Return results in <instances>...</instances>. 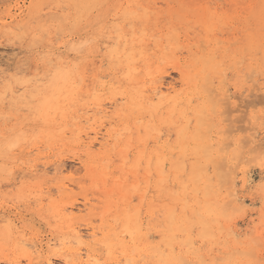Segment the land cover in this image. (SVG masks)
<instances>
[{"label":"rangeland","instance_id":"rangeland-1","mask_svg":"<svg viewBox=\"0 0 264 264\" xmlns=\"http://www.w3.org/2000/svg\"><path fill=\"white\" fill-rule=\"evenodd\" d=\"M89 1L86 2L88 9L86 6L81 9L80 4L75 6L74 2L66 0H0V149L2 153L8 152L0 156V235L5 236L2 231L9 229L16 240H13L15 245L0 237V241H3L0 242V264H65L66 261H70L69 264H264V0ZM206 20L217 22L205 30L203 26ZM17 24L19 29H14ZM123 33H126V40L131 41L136 37L134 43L138 48V59L133 67L136 66L134 70L137 69V72L134 74L139 80L134 87L140 86L138 90L146 92L145 95L150 94L148 96L151 98L155 94L153 88L160 85L163 93L170 91L171 96L182 100L171 120L167 119L169 113L164 111L167 106H162L163 110L161 108L157 113L153 109L160 96L156 95L152 100L142 95L144 99L141 98V102L149 99L147 103L142 102L143 105L146 103V112L142 110L137 113L131 99L124 94L128 88V92L134 93L133 84L122 73L127 68L110 60L117 37ZM141 48L148 54V59L141 55L139 57ZM210 52L213 55L211 64L208 63L212 56ZM58 66L71 69L73 73L76 66L80 68L82 72L77 71L81 74L76 71L73 75L76 85L83 82L85 86L79 83L78 86L84 88L77 86L81 89L80 95L75 97L77 100L74 98L68 102L70 105H65L64 110L69 114H66L64 132L61 138H54L53 141L44 137L41 120L31 118L32 108L20 105L17 99L27 94L30 98L40 97ZM141 86H144V91ZM148 89L151 91L147 92ZM17 94L21 96L16 98ZM187 95L194 96L191 100ZM97 98L100 100L97 101ZM187 99L191 100L190 104ZM38 101L36 104H39ZM217 101L221 108L216 106ZM98 106L103 110L107 108L106 113ZM149 112L155 116L152 117ZM27 114L30 118L26 117ZM184 118H190L189 124ZM145 121L161 132L158 135H154L157 132L151 133L147 144L138 140V136L146 132L144 127L141 128L146 125ZM135 123L139 126H136L137 131L132 128ZM96 129L100 134H95ZM178 131L181 133L178 134ZM12 134L18 137H12ZM8 135L16 141L12 149L5 145ZM3 141L6 142L3 144ZM181 143H187L183 147L185 151ZM207 144L210 149L212 147L209 150L213 158L210 151L205 149ZM86 149L91 150L87 152ZM125 149L129 152L127 150L126 153ZM138 149H147V152L160 149L169 158L165 163L167 173L170 171L165 173L168 175V186L166 183L162 190L158 188L159 174L155 170L144 197L132 191L134 188L130 182L133 184L135 181V174L126 171V177L124 172L125 166L131 165V161L133 163L137 157ZM123 151L127 154L126 158L120 156L124 154ZM210 160H214L213 163ZM180 162L184 169H179L182 165ZM215 163L218 165L213 166ZM107 164L109 168L106 169ZM141 165L138 167V181L145 185L146 164L143 162ZM200 165H205V169H199L200 177L199 171H193L197 173L194 174L197 175L195 181L199 180V185H195L190 177L194 179L192 170L198 166L200 168ZM94 168L98 171H94ZM124 176L129 179L128 183ZM116 177L124 181L121 182L122 189L131 192L128 209L142 205L139 209L145 236L139 237L137 242L128 233L121 232L122 220L117 216L125 205L118 203L122 202L118 200H122L123 191L115 188ZM99 179L104 183L105 179L108 181L101 185ZM185 183L188 187L182 189ZM204 185L208 188L206 191L202 188ZM190 187L198 189V193L193 190L195 195L191 193ZM171 188L178 191V195ZM207 191L211 192L210 195H206ZM181 193L188 198L187 204L193 201L191 205L195 209L186 207L187 204L182 206L180 199L176 200V197L182 196ZM86 198H89L88 206L85 205ZM172 206L177 209L175 212L174 208L171 210ZM209 206L218 216L205 217L203 210ZM55 207L60 208L57 212L73 210L67 214L71 218L61 216L62 220L61 214H54ZM196 208L200 211H196ZM179 216L182 218L178 220H185L189 226L188 232L194 238L192 243L185 241L186 235L187 239L189 235L186 230L172 229L177 226L173 222ZM204 222H209L206 226L210 227L208 230L203 228ZM88 224L97 230L95 237L86 234L91 231L87 230ZM107 225L111 231L115 228L112 232L119 235L113 240L115 246L111 252L105 244H101L109 231ZM170 226L171 233H176L175 239L174 236L168 239L172 236L168 232ZM76 227L85 233L82 241L89 244V251L84 245L82 247L83 252L92 254L89 260L86 255L80 259L70 251L81 244L71 230ZM182 227L184 230L185 226ZM200 231H207L209 235L204 237ZM119 241L124 242L121 245ZM184 241L190 242V245ZM166 243L171 245L168 247ZM164 253H168L169 257L163 256ZM61 255L65 257L60 258ZM68 256L77 257L78 260L76 258L73 259L76 263L72 262V259L66 258ZM174 256L179 259L184 257V260L177 258L173 261L171 257Z\"/></svg>","mask_w":264,"mask_h":264},{"label":"bare ground","instance_id":"bare-ground-1","mask_svg":"<svg viewBox=\"0 0 264 264\" xmlns=\"http://www.w3.org/2000/svg\"><path fill=\"white\" fill-rule=\"evenodd\" d=\"M66 1H68L69 3H75V6H77V4L79 5L80 4V7H81V9L82 8H84L85 6H86V8H87V6L88 5H86L87 3V1H89V0H66ZM94 1V0H93ZM93 1L91 2V4L93 3ZM132 1V0H131ZM90 2V1H89ZM88 2V3H89ZM85 3V4H84ZM90 4V3H89ZM90 4V5H91ZM123 5V4H122ZM75 6H74V8H75ZM125 6V5H124ZM79 7V6H78ZM88 9V8H87ZM123 9H125V7L123 8ZM21 10V9H20ZM115 10V9H114ZM121 12V11H120ZM81 14H82V12H81ZM111 14V13H110ZM213 14V13H212ZM61 16V15H60ZM60 16H56V18H58V17H60ZM215 16L216 15H214V18H215ZM63 17V16H62ZM66 17V16H65ZM68 17V16H67ZM79 17V16H78ZM85 17V16H84ZM212 17H213V15H212ZM16 18V17H15ZM14 18V19H15ZM54 18V17H53ZM118 18V17H117ZM55 19V18H54ZM78 19V18H77ZM76 19V20H77ZM211 19V18H210ZM209 19V20H210ZM79 20V19H78ZM213 21H214V19H212ZM209 22V21H207L206 20V22H204V28L203 29H209V28H211L213 25H215L214 23H216V22ZM21 22H23V21H21ZM21 22H18L19 24L21 23ZM61 22H63V21H61ZM65 22V21H64ZM74 23V22H73ZM19 24H17V26L16 27H14V29L15 28H17L18 27V29H19ZM105 24V23H104ZM106 25V24H105ZM10 26H15V25H11L10 24ZM99 26H100V24H99ZM149 26V25H148ZM64 27V26H63ZM10 29H11V27H9ZM112 28H113V26H112ZM116 28H118V27H116ZM217 29V28H216ZM4 30V29H3ZM8 30V29H7ZM214 30H215V28H214ZM256 30V29H255ZM104 31V30H103ZM143 31V30H142ZM146 31V30H145ZM212 33V32H211ZM124 34V33H123ZM123 34H121V36L120 35H118L119 37H117L116 39L118 40L116 43H115V47H114V50H113V52L114 53H112V54H110V56L112 57L110 60L112 61V59H113V61L114 62H117V65L118 66H122V67H125V68H127L126 70H125V68H124V70H125V72H122L123 73V76L127 79V81H130L133 85V92L134 93H132V92H128V90L130 89V88H128V90L126 89V91L125 92H127V93H124L125 95H126V97H127V95H128V97H129V99H131V101H132V105L134 106L133 108H134V110L138 113V112H141L142 110L143 111H145L146 112V110H144V106L146 107V103L148 102V100L149 99H154L155 98V96L157 95V96H160V97H157V98H159L160 100H158V103L155 105L154 104V107H153V109H154V111H156V113L158 112V110H160L161 108H162V106L164 107V106H167V108H164V111H167L169 114H168V116H167V119H169V120H171L170 118H171V116L172 115H174V114H177V113H175L176 112V110H178V105H179V102H180V98L179 97H176V96H171L170 95V91H168L167 93H163L164 91H162V89H161V86L159 85H157L155 88H153L154 90H153V92L155 93V94H153V92L151 93V94H153V96L154 97H149L148 95H150V94H148V95H145V93H143V92H140L139 90H138V88L140 87H134L135 85V82L137 81L138 82V80L139 79H137L138 78V76H137V78L135 77V74H134V72L136 73L137 72V69H136V71L134 70V68L136 67H133L134 65H136V63H134V61H136L138 58H136V55H137V49L135 48L136 47V45H135V38L134 39H132L131 38V41H130V39H125V35H126V33L123 35ZM258 34V33H257ZM115 35V34H114ZM109 36V35H108ZM209 35H207V37H208ZM216 36V35H215ZM110 37V36H109ZM113 38V37H112ZM210 38V37H209ZM214 39H215V37H213ZM208 39V38H207ZM106 40V39H105ZM209 40V39H208ZM122 41H124V42H122ZM156 44V43H155ZM159 44V43H158ZM148 46V45H147ZM188 46V45H187ZM138 47V46H137ZM145 47H143V49H144ZM78 49V48H77ZM159 49V48H158ZM215 49V48H214ZM213 49V50H214ZM137 50V51H136ZM157 50V49H156ZM225 50V49H224ZM222 51V50H221ZM211 52H213L212 51V49H211ZM211 52H210V54H211ZM223 52V51H222ZM138 54H139V57H140V55L143 57V58H147V56H148V54H146V51H144V50H142V48H141V50L138 52ZM217 54V53H216ZM215 54V55H216ZM226 54V53H225ZM224 54V55H225ZM231 53H229V55H230ZM52 55V54H51ZM212 55V54H211ZM214 55V56H215ZM223 55V56H224ZM228 54H226V56H227ZM109 56V57H110ZM210 56V55H209ZM222 56V55H221ZM222 56V57H223ZM225 56V57H226ZM49 57V56H48ZM213 58V55L212 56H210V58L208 59L209 60V62L208 63H210V59L212 60V58ZM230 57V56H229ZM228 57V58H229ZM46 58V57H45ZM227 58V57H226ZM49 59H50V57H49ZM135 59V60H134ZM148 59V58H147ZM215 59V58H214ZM207 60V61H208ZM51 61V60H50ZM50 61H49V63H50ZM80 61V60H79ZM221 61V60H220ZM227 61V60H226ZM53 62V61H52ZM62 62V61H61ZM207 63V64H208ZM51 64V63H50ZM134 64V65H133ZM211 64V63H210ZM74 65H76V64H74ZM73 65V66H74ZM85 65V64H84ZM215 65V64H214ZM217 65V64H216ZM53 66V65H52ZM67 67V66H66ZM114 67H116V66H114ZM205 67V66H204ZM203 67V68H204ZM57 68H59V66L57 67ZM199 68H201V67H199ZM206 68V67H205ZM212 68V67H211ZM54 69H56V68H54ZM53 69V70H54ZM77 69H79V71H81L80 70V68H77V66H76V71H77ZM82 69V68H81ZM110 69H111V67H110ZM87 70V69H86ZM112 70V69H111ZM117 70V69H116ZM122 70V69H121ZM199 70V69H198ZM75 70H74V73L76 72ZM202 71V70H201ZM54 72V75H53V77H52V79H51V83L48 81L47 83H49V85H47V86H45L46 87V89H44L43 91L44 92H42V93H40L39 95H41L40 97H38V95L37 96H35V97H31L30 98V96L28 97L27 95L25 96L24 94H26V92L23 94L22 93V95H24V96H21V95H19V96H21V98H19V96H18V94H17V97L16 98H19V99H17V102H21V104L20 105H22V106H25L27 109H29V108H32L30 111V116H31V118L32 117H35L36 119L37 118H39L38 120H41V122H42V127H40V128H42V133L44 134V137H46L47 139H52L53 141H54V138H57V137H59V138H61L60 136L62 135V133L64 132V124H66V120H67V118H66V114H69V113H66V109L64 110V108H66L67 106H65L66 104H69L70 105V103H68V102H71V100L73 101V99L76 97V96H78V95H80V88H84L83 86H78V85H80V84H82L83 82H79L78 80H77V82H79V83H77L78 85H76V81H75V76L73 75L74 73H73V71H71V69H64L63 67H61V68H59L58 70H55V71H53ZM78 72V71H77ZM82 72V71H81ZM81 72H78V73H80L81 74ZM84 72V71H83ZM211 71H209V73H210ZM114 73V72H113ZM118 73V72H117ZM79 74V75H80ZM147 74H148V72H147ZM151 74V73H150ZM0 75H2V73L0 74ZM77 75V74H76ZM91 75V74H90ZM121 75V74H120ZM113 76V75H112ZM123 76H121V77H123ZM4 77V76H3ZM51 77V76H50ZM50 77H49V79H50ZM80 77H81V75H80ZM80 77H78L79 78V80H80ZM84 77V76H83ZM114 77V76H113ZM82 78V77H81ZM86 78V77H85ZM119 78V77H118ZM124 78V79H125ZM161 78V77H160ZM0 79H1V77H0ZM159 79V78H158ZM157 79V80H158ZM85 79H82V81H84ZM161 80H163V79H161ZM1 81V80H0ZM156 81V80H155ZM140 83V82H139ZM156 83H157V81H156ZM155 83V84H156ZM162 83V82H161ZM29 84V83H28ZM85 84V83H84ZM84 84H82V85H84ZM121 84V83H120ZM120 84H118L119 86H120ZM160 84V83H159ZM30 85V84H29ZM122 85V84H121ZM144 85V84H143ZM146 85V84H145ZM162 85V84H161ZM80 87V88H78V87ZM85 86V85H84ZM128 86V85H127ZM12 87V86H11ZM151 87V86H150ZM149 86H148V88H150ZM125 88V87H124ZM124 88H122V90H124ZM141 88L143 89V91H144V86H141ZM170 88V87H169ZM172 88H170V90H171ZM147 89H145V91H146ZM166 90V89H165ZM173 90V89H172ZM201 90V89H200ZM199 90V91H200ZM11 91H12V89H11ZM84 91H85V89H84ZM130 91V90H129ZM142 91V90H141ZM151 91V90H150ZM149 91V89H148V91L147 92H150ZM199 91H197V93L199 92ZM202 91V94H203V90H201ZM200 91V92H201ZM83 92V91H82ZM124 92V91H123ZM123 92H122V94H123ZM223 92V91H222ZM12 93H13V91H12ZM131 95H130V94ZM139 93H142V94H140L139 95ZM197 93H196V95H197ZM123 94V95H124ZM192 94H194V93H192ZM223 94V93H222ZM90 95V94H89ZM122 95V96H123ZM130 95V96H129ZM138 95H139V97H140V100H139V97H138ZM142 95H144V97H146L147 98V96H148V100H143L144 102H146L145 103V105H143L144 103H142L141 102V100L142 99H144V97H142ZM219 95V94H218ZM225 95V94H224ZM192 96H194V95H192ZM192 96H188L187 95V97L189 98V99H191L192 98ZM217 96V95H216ZM221 96H223V95H221ZM15 97V96H14ZM88 97V96H87ZM124 97V96H123ZM131 97V98H130ZM205 97V96H204ZM218 97V96H217ZM30 98V99H29ZM77 98H79V97H77ZM142 98V99H141ZM216 98V97H215ZM15 99V98H14ZM32 99H36L38 102H39V104H36V100H32ZM76 99V98H75ZM85 99V98H84ZM88 99V98H87ZM124 99V98H123ZM127 99V98H126ZM152 99V100H153ZM185 99V98H184ZM189 99H187L188 101H189V104H190V101L192 100H189ZM194 99V98H193ZM220 98H217V100H219ZM223 99H225V97H223ZM77 100V99H76ZM75 100V101H76ZM86 100V99H85ZM85 100H83V101H85ZM98 100H100L99 98H97V101ZM186 100V99H185ZM195 100V99H194ZM222 100V99H221ZM220 100V101H221ZM94 101H96V100H94ZM96 101V102H97ZM182 101V100H181ZM14 102H16V101H14ZM13 102V103H14ZM86 102V101H85ZM185 102V101H184ZM184 102H182V103H184ZM218 102V101H217ZM100 103V102H99ZM76 104V103H75ZM215 104H216V106L219 104V102L218 103H216L215 102ZM71 105H73V102H72V104ZM101 106H102V104H100ZM101 106L99 107L100 108V110L102 109L101 108ZM215 106V107H216ZM219 107H220V105H218ZM217 106V107H218ZM98 108V109H99ZM221 108V107H220ZM106 110H107V108H105ZM146 109V108H145ZM166 109V110H165ZM183 109V108H182ZM214 109H216V108H214ZM219 109V108H218ZM103 110V109H102ZM101 110V111H102ZM106 110H103V111H105L104 113H106ZM148 110L149 109H147V112H148ZM162 110H163V108H162ZM180 110V109H179ZM184 110V109H183ZM208 110V109H207ZM131 111V110H130ZM153 111V112H154ZM182 111V110H181ZM180 111V113H184V111L183 112H181ZM68 112V111H67ZM144 112V113H145ZM163 112V111H162ZM199 112V111H198ZM216 112V111H215ZM103 113V112H102ZM126 113H129V112H126ZM150 113V112H149ZM164 113V112H163ZM186 113V112H185ZM200 113V112H199ZM131 114V113H130ZM136 114V113H135ZM140 114V113H139ZM196 114H198L197 112H196ZM210 114V113H209ZM214 114V113H213ZM133 115V114H132ZM150 115H152V113H150ZM166 115V114H165ZM134 116V115H133ZM136 116V115H135ZM140 116V115H139ZM143 116V115H142ZM153 116H155L154 114L152 115V117ZM198 116H199V114H198ZM26 117H29L28 116V114H27V116ZM68 117V116H67ZM129 117V116H128ZM185 117H187V116H185ZM218 117H220V116H218ZM30 118V117H29ZM29 118H28V120H29ZM136 118V117H135ZM142 119V118H141ZM172 119H174V118H172ZM177 119V118H176ZM185 119V118H184ZM190 119V118H189ZM189 119H185L186 121H187V124H189L188 123V121H190ZM25 120L27 121V118H25ZM168 120V121H169ZM208 120V119H207ZM213 120V119H212ZM174 121V120H173ZM29 122H30V120H29ZM65 122V123H64ZM159 122V121H158ZM26 123V122H25ZM144 123V122H143ZM142 123V124H143ZM145 123H146V125L149 127V129L147 128V126L146 125H144V126H142L141 127V124H140V127L141 128H143L144 127V130H146V132H145V134H143V135H139L138 136V140L139 141H142V142H145V144H147V140H148V138L150 137V134L152 133H154V132H157L155 129H153V127L155 126V125H153L152 126V124H149V123H147L146 121H145ZM102 124V123H101ZM100 124V125H101ZM136 124V123H135ZM154 124V123H153ZM158 124V123H157ZM156 124V125H157ZM170 124V123H169ZM213 124V123H212ZM217 124V123H216ZM64 125V126H63ZM150 125L152 126L151 128H152V131H151V128H150ZM133 126V125H132ZM136 126H138V123L135 125V127L133 126L132 128H136V130L135 131H137V128L139 127H136ZM213 126H215V125H213ZM77 127H78V125H77ZM76 127V128H77ZM95 127V126H94ZM101 127V126H100ZM128 127V126H127ZM156 127V126H155ZM26 128V127H25ZM75 128V129H76ZM79 128V127H78ZM96 128V127H95ZM173 128V127H172ZM29 129H30V127H29ZM31 129H33V127L31 128ZM34 129H36V128H34ZM128 130H129V127L127 128ZM161 129V128H160ZM254 129V128H253ZM39 130V129H38ZM41 130V129H40ZM77 130V129H76ZM82 130V129H81ZM92 130V129H91ZM94 128H93V132H94ZM97 130V129H96ZM144 130H143V132H144ZM149 130H150V132H149ZM153 130H155V131H153ZM207 130V129H206ZM8 131V130H7ZM20 131V130H19ZM18 131V132H19ZM90 131V130H89ZM99 130H97V131H95L96 133L95 134H98L99 132H98ZM132 131V130H131ZM188 131V130H187ZM233 130H230V132H232ZM236 131V130H235ZM16 133L17 135L19 134V133ZM21 133H22V131H20ZM219 132V131H218ZM223 132V131H222ZM222 132H220V133H222ZM234 132V131H233ZM20 133V135H22ZM141 133V132H140ZM148 133V134H147ZM158 133H161L160 131H159V128H158V132L157 133H154V135L155 134H157L158 135ZM179 133H181V131H178V134ZM184 133H187L186 131H184ZM66 134V133H65ZM76 134H79V133H76ZM100 134V133H99ZM177 134V135H178ZM219 134V133H218ZM17 135H13L12 134V137H16ZM25 135V134H24ZM24 135H22V136H24ZM73 135V134H72ZM103 135V134H102ZM185 135V134H184ZM19 136V135H18ZM17 136V137H18ZM75 136V135H74ZM161 136V135H160ZM197 136V135H196ZM195 136V138L197 139V137ZM8 137H9V135H8ZM73 137V136H72ZM76 137H78V136H76ZM7 138V137H6ZM10 138V139H9ZM8 138V141H7V139H6V147L7 148H9V149H12L11 147H13V145L16 143V141L14 140V138H11V136ZM24 138V137H23ZM58 138V139H59ZM88 138V137H87ZM192 138H193V136H192ZM20 139H21V137H19V141H20ZM26 139V138H25ZM95 140H97L96 139V137L94 138ZM94 139H91V140H94ZM154 139V138H153ZM199 139V138H198ZM218 139V138H217ZM239 139V138H238ZM61 140V139H60ZM129 141H130V139H128ZM150 140V139H149ZM73 141V140H72ZM79 141H81V140H79ZM79 141H77V142H75V143H78ZM132 141V140H131ZM130 141V142H131ZM135 141V140H134ZM186 141V140H185ZM184 141V142H185ZM4 141L2 142L3 144L5 143ZM21 142V141H20ZM89 143H90V141H88ZM93 141H91V143H92ZM129 142V143H130ZM190 142V141H189ZM206 142H208V140L206 141ZM235 142V141H234ZM238 142H240L239 140H238ZM252 142V141H251ZM89 143H87V144H89ZM132 143V142H131ZM134 143V142H133ZM151 143V142H150ZM205 143V142H204ZM1 144V143H0ZM2 144V145H3ZM141 144V143H140ZM144 144V145H145ZM185 144H187V143H184L183 145H182V143L180 144V145H182L181 146V148H182V150L183 151H185L186 150V148H183L184 146H185ZM201 144H202V142H201ZM206 144V143H205ZM209 144H210V142H209ZM209 144H207V146L209 145ZM222 144H224V143H222ZM221 144V145H222ZM229 144H230V142H229ZM239 144V143H238ZM264 144V143H263ZM90 145H92V144H90ZM105 145V144H104ZM129 145V144H128ZM139 145V144H138ZM179 145V146H180ZM226 145V144H225ZM258 145V144H257ZM101 146H103L102 145V143H101ZM130 146V145H129ZM129 146L127 147L126 146V148H129ZM163 146H165V145H163ZM177 146V145H176ZM205 146V145H204ZM207 146H205V149H206V151H210L211 149H212V147H211V149H210V145H209V147H207ZM218 146V145H217ZM1 147V146H0ZM4 147V146H3ZM89 147H92V146H88V148ZM142 147V146H141ZM227 147H228V145H227ZM243 146H241V148H242ZM260 147V146H259ZM14 148V147H13ZM145 148V147H144ZM146 148H147V146H146ZM180 148V147H179ZM204 148V147H203ZM220 148V147H219ZM221 148H223V147H221ZM226 148V147H225ZM262 148V147H261ZM130 149V148H129ZM156 149V148H155ZM169 149V148H168ZM168 149H166V150H168ZM210 149V150H209ZM234 149V148H233ZM256 149V148H255ZM1 150V152H0V156L1 155H3V153H5V152H3L2 153V148L0 149ZM87 150V152L88 151H90L91 149H86ZM128 150V149H127ZM127 150L125 149V151H126V153H127ZM136 150V149H135ZM160 150V149H159ZM159 150H154V151H150V152H147V149H138L136 152L138 153V155H137V157L135 158V160L133 161V163H132V161H131V165H129L128 164V166H125L126 168L124 169L125 171V175H126V171H128V172H131V173H134L135 174V178H134V182H133V184L130 182V185L131 186H133V192H138L142 197H144V194L147 192V189H148V187H149V185L151 184L150 183V179H151V177L153 176V173H155V170H156V174L158 175L159 174V176H158V179H157V181H158V183H159V189L160 190H162L163 189V186L167 183V186H168V184H169V180L167 179L168 178V175H165V173H167V171H166V169H165V163L166 162H168L167 161V159H169L167 156L168 155H166L165 153H163V151H159ZM198 150V149H197ZM200 150V149H199ZM220 150V149H219ZM222 150V149H221ZM220 150V151H221ZM225 150V149H224ZM3 151H4V148H3ZM8 151H10V150H8ZM202 151V150H201ZM205 151V152H206ZM220 151H218V152H220ZM10 152H13V150H11ZM10 152H9V154H10ZM124 152V151H123ZM128 152H129V150H128ZM133 152V151H132ZM166 152V151H165ZM169 152V151H168ZM223 152V151H222ZM6 153H8V152H6ZM5 153V154H6ZM125 152H124V154H126ZM178 153H181V152H179L178 151ZM184 153H186V152H184ZM211 153H212V151H210L209 152V154L211 155ZM238 153V152H237ZM236 153V154H237ZM124 154H121L120 156H122L123 155V157L124 158H126L127 157V154L126 155H124ZM129 154V153H128ZM132 154V153H131ZM218 154V153H217ZM220 154H222L221 152H220ZM226 154V153H225ZM224 154V155H225ZM7 155V154H6ZM11 155H12V153H11ZM203 155H205L204 153H203ZM4 156V155H3ZM129 156V155H128ZM2 157V156H1ZM183 157V156H182ZM209 157V156H208ZM208 157H206V158H208ZM211 157H212V155H211ZM210 157V158H211ZM213 157H214V155H213ZM212 157V158H213ZM217 157V156H216ZM215 157V158H216ZM223 157V156H222ZM123 158V159H124ZM185 158H186V156H185ZM155 159H156V161H155ZM15 159H13V161H14ZM172 160V159H171ZM205 160H207V159H205ZM16 161V160H15ZM178 161H179V159H178ZM211 161V160H210ZM213 161L214 160H212L211 162L213 163ZM218 161V160H217ZM216 160H215V162H217ZM127 162H128V160H127ZM143 162H145V164H146V166H145V169H146V171H144L145 173L144 174H146L145 175V178H146V181H145V185H141L142 183H140V181H138V171H139V169H138V167H140V165H141V163H143ZM173 162V161H172ZM218 162H220V161H218ZM217 162V163H218ZM222 163H223V165H224V167H226L225 165L226 164H224V161H221ZM3 163V162H2ZM126 163V161L124 162V165H126L125 164ZM178 163V162H177ZM181 163V162H180ZM182 163H184L183 161H182ZM181 163V164H182ZM193 163V162H192ZM207 163V162H206ZM215 163V164H213V166H216V165H218V164H220V163ZM234 163V162H233ZM167 164V163H166ZM231 164V163H230ZM183 165V164H182ZM181 165V167L179 168V169H184V165L182 166ZM196 165V167H197V164H195ZM203 165V164H202ZM32 166V165H31ZM142 166V165H141ZM37 167V166H36ZM36 167H34V168H36ZM97 167V166H96ZM106 167V169H107V167H108V164L105 166ZM122 167V166H121ZM129 168V170H128V168ZM204 167H205V165H204ZM204 167H201V165H200V168H199V166H198V168H195V170L193 169L192 170V173H193V171H199V177H200V170L201 171H203L205 168ZM4 167H2V169H3ZM38 168V167H37ZM109 168V167H108ZM142 168V167H141ZM194 168V167H193ZM228 168H230V166H228ZM1 169V168H0ZM12 169V168H11ZM29 169V168H28ZM143 169V168H142ZM200 169V170H199ZM31 170V169H30ZM33 170H35V169H33ZM65 170V169H64ZM98 171V169H95L94 168V171ZM172 170V169H171ZM174 170V169H173ZM4 171V170H3ZM5 171H6V169H5ZM27 171V170H26ZM32 171V170H31ZM158 171V172H157ZM24 172V171H23ZM170 172V171H169ZM168 172V173H169ZM173 172V171H172ZM184 172V171H183ZM207 172V171H206ZM4 173V172H3ZM32 173V172H31ZM30 173V174H31ZM35 173H37V171L35 172ZM167 173V174H168ZM23 174V173H22ZM27 174H29V173H27ZM33 174V173H32ZM98 174V173H97ZM194 174H197L196 172H194L193 174H192V176H194V179L192 178V177H190V180L192 179V182L194 181V183H195V185H199V180H196L195 181V178H197V175H194ZM24 175V174H23ZM106 175V174H105ZM107 175H108V171H107ZM97 176V175H96ZM96 176L94 177V178H96ZM118 176H119V174H118ZM101 177H103L102 175H101ZM115 177V176H114ZM126 177H128L127 175H126ZM125 176H124V179L126 178ZM205 177V176H204ZM99 178V176L96 178V179H98ZM106 178V177H105ZM116 178H118V177H116ZM126 179H128V178H126ZM205 180L206 181V179L205 178H201V180ZM100 180V179H99ZM118 180H120L119 178H118ZM118 180L116 179V181H117V185L115 186V188H117L118 189V191H123L122 193H123V195H122V200L120 199V200H118V201H122V202H118V203H120V204H122L123 203V205H125V206H123V208L121 209V213L119 214V216H117V218L118 219H120L121 218V220H122V230H121V232H124V233H128L129 235H130V237L132 238V240L134 241V242H137L138 240H139V237H141V236H145V235H143L144 234V231H143V227H144V224H143V222H142V219H141V214H140V209H139V206H142V205H139L138 206V208H136V207H133V208H135L134 210H133V208H132V210H129L128 209V206H129V204H128V197H129V193H131V192H129V190L127 189L126 191H124L122 188H123V186H121L122 185V183L124 182H122L121 180H120V182H119V184H118ZM106 181H108V180H106L105 179V183H104V180L102 181L103 183H104V185L106 184ZM127 181H129V179L128 180H125V182L126 183H128ZM208 181H210V180H208ZM74 182V181H73ZM100 182H101V180H100ZM101 182V185H103V183ZM122 182V183H121ZM191 182V185L193 184ZM188 184L190 183V182H187ZM197 183V184H196ZM60 184H62V183H60ZM114 184V183H113ZM113 184H112V186H113ZM211 184V183H210ZM210 184L208 185V184H205L207 187H209L210 186ZM75 185V184H74ZM126 185V184H125ZM124 185V186H125ZM129 185V184H128ZM201 185H202V183H201ZM204 185V186H205ZM213 185V184H212ZM63 186V185H62ZM108 186V185H107ZM143 186V187H142ZM145 186V187H144ZM193 187H194V184L192 185ZM203 187L202 186V188L206 191V188L207 187ZM61 187V186H60ZM68 187V186H67ZM110 187V186H109ZM127 187V186H126ZM125 187V188H126ZM182 189H187V185H186V183L183 185L182 184ZM195 187H197V186H195ZM199 187H201V186H199ZM213 187V186H212ZM64 188V187H63ZM115 188H112V191H115ZM165 188V187H164ZM167 188V187H166ZM191 188V191L193 190L194 192H196V193H198V189H196V188H192V187H190ZM42 189V188H41ZM61 189V188H60ZM171 189H173V188H171ZM208 189V188H207ZM209 189H211V188H209ZM135 190V191H134ZM174 190V189H173ZM202 190V189H201ZM211 190H213V189H211ZM43 191V189L41 190V192ZM175 191L176 190H174V192L173 193H175ZM193 191L191 192V193H193ZM204 191V192H205ZM210 191V190H209ZM125 192V193H124ZM136 192V193H137ZM188 191H186V193H187ZM214 192V191H213ZM212 192V193H213ZM183 193V192H182ZM181 193V197H176V200L177 201H179V199H180V201L179 202H181L183 205L182 206H185L186 204H187V200H186V195H183ZM185 193V194H186ZM190 193V192H189ZM188 193V194H189ZM211 193V192H210ZM210 193H208V191H207V193H206V195L207 194H209L210 195ZM176 194L178 195V191H176ZM176 194H174V195H176ZM194 194V193H193ZM39 195V192H38V194H37V196ZM40 195H41V193H40ZM155 195V194H154ZM174 195H172V196H174ZM176 195V196H177ZM195 195V194H194ZM208 195V196H209ZM212 195V194H211ZM216 195V194H215ZM42 196V195H41ZM40 196V197H41ZM133 196V195H132ZM191 196H193L192 194H191ZM39 197V198H40ZM88 197V196H87ZM197 197V196H196ZM203 197H205V196H203ZM212 197V196H211ZM213 197H214V195H213ZM216 197V196H215ZM85 198V197H84ZM194 198V197H193ZM88 199L89 198H86V202H85V205L86 206H88L87 204V202H89L88 201ZM175 199V198H174ZM188 199V198H187ZM243 199V198H242ZM196 200H197V198H196ZM219 200V199H218ZM152 201V200H151ZM183 201V202H182ZM208 201V200H207ZM117 202V201H116ZM130 202V201H129ZM185 202V203H184ZM171 203V202H170ZM192 203H193V201H192ZM191 203V204H192ZM207 203V202H206ZM128 204V205H127ZM189 205V204H187L186 205V207H188V208H194L193 207V205ZM58 205V204H57ZM56 205V206H57ZM71 206H73V205H71ZM120 206V205H119ZM196 206V205H195ZM219 206V205H218ZM59 207H62V205L61 206H59ZM74 207V206H73ZM118 207V206H117ZM205 207V206H204ZM56 208V207H55ZM72 208V207H71ZM120 208V207H119ZM151 208V207H150ZM174 208V209H173ZM60 208H56L55 209V211H54V214H55V212H56V214H61L60 215V218H71V216H70V214L72 213V211L73 210H71V212H66V211H63L62 212V210L61 211H59V212H57L58 210H59ZM65 209V208H64ZM174 210L173 212H175V207L174 206H172V208H171V210ZM195 209V208H194ZM66 210H67V207H66ZM68 210H69V208H68ZM67 210V211H68ZM119 210V209H118ZM154 210V209H153ZM177 210V209H176ZM200 211V209H197L196 208V211ZM70 211V210H69ZM116 211H117V209H116ZM192 211H193V209H192ZM204 211V213H205V217L206 216H212L213 214H215V212H213L214 210H213V208H212V206H209V207H207L205 210H203ZM221 211V210H220ZM64 212L66 213V214H64ZM172 212V213H173ZM195 212V211H194ZM68 213H70L68 216H70V217H67V214ZM170 213H171V211H170ZM171 213V214H172ZM150 213L148 212V215H149ZM154 214H155V212H154ZM174 214V213H173ZM207 214V215H206ZM118 215V214H117ZM147 215V216H148ZM176 215V214H175ZM215 215H217V213L215 214ZM214 215V216H215ZM62 216V217H61ZM170 216V215H169ZM218 216V215H217ZM56 217V216H55ZM143 217V216H142ZM152 217V216H151ZM62 218V220H64ZM149 218H150V215H149ZM170 218H171V220L173 221V218H172V216H170ZM178 218H182V216L180 217H177V220L175 221V222H173V223H175V224H177V226L176 227H174V228H172L171 226L168 228V232L169 233H171L172 232V229H173V231H176V230H180L181 232L182 231H185L186 230V232L187 233H189L188 231H190L189 230V226H188V224H186V221L185 220H178ZM185 219V218H184ZM2 220H6V219H2ZM217 220V219H216ZM144 221V220H143ZM6 222V221H5ZM7 222H9V221H7ZM208 223L209 222H204V223H202L203 224V228L204 229H206V230H208L209 228H207L206 226L208 225ZM8 224V223H7ZM6 224V225H7ZM109 224V223H108ZM142 225H143V227H142ZM109 226H110V224H109ZM109 226L107 225L106 227H108V229L107 230H109L108 231V233H107V235H106V239H105V241H103V242H101V244L103 243V244H105V246H107V248H108V250H109V252H111V250L114 248V243H113V240H115V237H117V236H119L118 235V233H113L112 231L115 229H112V231H111V228H109ZM151 226V225H150ZM182 226H185L184 227V230H183V227ZM69 227V229H70V226H68ZM75 227V226H74ZM111 227H112V225H111ZM147 228H148V226H147ZM172 228V229H171ZM214 228V227H213ZM218 228V227H217ZM15 229V228H14ZM81 229V228H80ZM80 229H77V227L76 228H71V230L74 232V235L76 236V239L78 240V242H81V244H80V246L78 247V248H74V249H70V251L73 253V255H77L78 256V258H80V259H82L83 258V256H84V258H85V255L87 256V258L86 259H90V258H92V254L91 255H88V247H89V244L88 243H86V242H83L82 241V238L84 237L83 235L85 234H83L82 232H81V230ZM91 230L90 232H88V233H86L88 236H91V237H95V235L97 234V230L93 227V225L92 224H88V226H87V230ZM101 229V228H100ZM144 229H146V226H145V228ZM215 229V228H214ZM70 230V231H71ZM203 230V229H202ZM212 230V229H211ZM1 231V230H0ZM3 233L2 234H5V236H1L0 235V237L2 238V237H4V239L6 238L7 239V241H9V242H13V243H15L14 241H16L15 239H13V237L11 236V231L9 230V229H7V231H2ZM14 232V231H13ZM201 232V231H200ZM13 234H15V233H13ZM175 234L176 233H171V237H168V239H170V238H172L173 236H174V238L173 239H175L176 237H175ZM191 233H189V235H188V239H187V235H186V239H185V241L187 240V242L188 241H191V243L193 242V237L190 235ZM214 234V233H213ZM18 235V234H17ZM201 235H204V237L205 236H207V235H209V233H207V231L206 232H201ZM190 236V237H189ZM214 235H211L210 237H213ZM113 237H114V239H113ZM166 237V236H165ZM192 237V238H191ZM216 237H218V236H216ZM259 237V236H258ZM258 237H257V239H258ZM72 238V237H71ZM162 238H163V236H162ZM261 238V237H260ZM3 239V238H2ZM2 239H1V241H2ZM84 239V238H83ZM167 239V240H168ZM173 239H171V240H173ZM192 239V240H191ZM204 239V238H203ZM262 239V238H261ZM14 240V241H13ZM80 240V241H79ZM166 240V241H167ZM259 240V239H258ZM0 241V242H1ZM26 241V240H25ZM185 241H184V243H185ZM207 241V240H206ZM3 242V241H2ZM1 242V243H2ZM22 242H24L23 240H22ZM96 242H99V241H96ZM120 242V241H119ZM124 242V241H123ZM123 242H120V244L122 245V243ZM185 243L186 245H188L189 243ZM202 242V241H201ZM31 243H33V242H31ZM172 243V242H171ZM171 243H169L170 245H171ZM214 243H215V241H214ZM5 244V243H4ZM11 244V243H10ZM24 244V243H23ZM99 244V243H98ZM118 244V243H117ZM167 245H168V247H169V244L168 243H166ZM15 245H16V243H15ZM48 246H49V244H47ZM84 245V248L85 249H87L88 251L86 252H83V246ZM190 245V244H189ZM214 245V244H213ZM26 246V245H25ZM25 246L23 247V248H25ZM124 246V245H123ZM0 247H2V245H0ZM3 247H4V245H3ZM121 247V246H120ZM125 247V246H124ZM122 249H123V247H121ZM146 248V247H145ZM158 248V247H157ZM166 248V247H165ZM65 249V248H64ZM144 249V248H143ZM170 249H171V247H170ZM195 249V248H194ZM24 250V249H23ZM172 251H173V249H171ZM196 250V249H195ZM67 251H69V250H67ZM67 251H65V253L67 252ZM69 251V252H70ZM139 251H141V249L139 250ZM91 252V251H90ZM144 252V251H143ZM160 252H162V250L160 251ZM159 252V253H160ZM65 253H64V255H65ZM68 253V252H67ZM63 254V253H62ZM96 254V253H95ZM110 254V253H109ZM168 254V253H167ZM166 254V255H167ZM169 254H172V253H169ZM71 256H72V254H70ZM163 256H165V257H169L168 255L166 256L165 255V253L164 254H162ZM177 255V254H176ZM201 256V255H200ZM62 257H65V256H60V258H62ZM109 257V256H108ZM176 256H174V257H171L172 259H173V261H174V259H177L178 258V260H181V259H183L182 257L179 259V257H177V258H175ZM67 259H72V262H75L73 259H75L76 260V258L75 257H70L69 258V256L68 257H66ZM66 258H64L63 260H67ZM78 258H77V260H78ZM96 258V257H95ZM95 258H93V259H95ZM199 258V257H198ZM216 258V257H215ZM172 259H170L171 261H172ZM84 260V259H83ZM96 260V259H95ZM184 260V259H183ZM203 260L204 259H202V262H203ZM215 260V259H214ZM68 264H69V262L70 261H66ZM66 262H65V264H66ZM119 262V261H118ZM76 263V262H75ZM79 263H80V261H79ZM88 263V262H87ZM89 263H90V261H89ZM137 264L138 262H134V264ZM47 264H49V263H47ZM81 264V263H80ZM92 264V263H91ZM95 264H97V263H95ZM210 264H214V262H211Z\"/></svg>","mask_w":264,"mask_h":264}]
</instances>
